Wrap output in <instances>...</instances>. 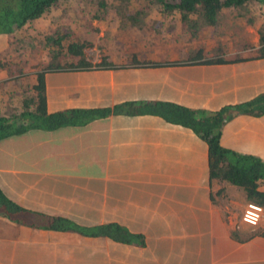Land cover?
Returning a JSON list of instances; mask_svg holds the SVG:
<instances>
[{"label": "crops", "instance_id": "1", "mask_svg": "<svg viewBox=\"0 0 264 264\" xmlns=\"http://www.w3.org/2000/svg\"><path fill=\"white\" fill-rule=\"evenodd\" d=\"M4 61L0 111L13 116L34 95L37 74L10 73ZM163 62L46 71V109L162 100L217 110L264 92V56ZM81 117L2 138L1 189L28 209L83 226L118 222L145 244L0 215V264H264V231L248 234L252 225L225 213L229 204L217 195L239 186L210 180L208 143L192 128L147 112ZM220 143L264 160V113L227 119Z\"/></svg>", "mask_w": 264, "mask_h": 264}, {"label": "trees", "instance_id": "2", "mask_svg": "<svg viewBox=\"0 0 264 264\" xmlns=\"http://www.w3.org/2000/svg\"><path fill=\"white\" fill-rule=\"evenodd\" d=\"M64 0H0V32L15 35L18 30H32L33 22L52 14V11L62 5ZM249 1L259 4L260 11L264 15V0H140V5L123 8L117 13H124L122 19L125 25H134L140 22V18L147 15L152 9H157L161 14H178L180 19L191 30L195 25L201 27V23L216 24L218 13L226 7H239ZM98 8L94 9L93 16L101 18L100 10H105L108 3L106 0H97ZM118 8V3L110 5ZM86 24L90 19L84 14ZM83 17V16H82ZM81 20L72 19L66 23L45 32L42 38V47L49 54L48 62L36 71L37 83L33 86L34 95L23 98L25 110L13 116H7L0 111V140L4 137L15 135L30 127L54 128L71 123L82 116L86 120L97 114L110 112L122 113H155L166 120L180 123L192 128L208 143L209 176L218 183L226 182L243 188L246 199L264 206V190L258 188V181L264 178V160L256 155L242 153L223 146L220 143L221 128L227 119L236 113L260 115L264 113V92H260L252 98L228 104L217 110L188 107L179 103L153 100L142 102H123L106 108H73L48 112L46 109V95L44 85V73L50 70L88 69L91 67H113L116 64L107 60L94 61L86 49L92 45L84 34H78L81 28ZM30 26V27H29ZM79 27V28H78ZM264 24L259 30H264ZM93 28L92 30H96ZM89 30V29H88ZM256 53L251 55H235L228 58L223 52L215 53L214 56H206L197 52L192 58L200 62H228L251 57L264 56V32L260 33L259 45ZM70 56V60L63 62L62 56ZM188 59V60H189ZM161 61L137 63L139 65H160ZM136 103V105H135ZM25 119V120H24ZM0 215L18 223H27L42 228L58 230H75L87 236H108L113 240L144 245L145 239L142 233L130 231L126 226L115 222H103L91 226L80 225L71 219L28 209L9 198L0 187Z\"/></svg>", "mask_w": 264, "mask_h": 264}, {"label": "rangeland", "instance_id": "3", "mask_svg": "<svg viewBox=\"0 0 264 264\" xmlns=\"http://www.w3.org/2000/svg\"><path fill=\"white\" fill-rule=\"evenodd\" d=\"M106 1L107 7L100 10L103 15L101 18L93 16L94 9L98 8L97 0H64L52 14L36 19L30 25L33 26L32 30H18L13 36L7 34L8 44L6 35L0 32V60H6L4 65H9L10 73L37 71L49 58L46 48L41 46L43 34L52 31V28L62 22L79 18L83 30L77 32L84 34L92 44L87 47L86 53L94 61L107 60L116 65L168 58L189 59L202 51L209 57L220 52L228 58L237 54L251 55L257 52L260 33L264 32L258 29L264 24V15L255 1L239 7L223 8L218 13L216 24L201 23V27L196 24L195 30L187 27L178 14L164 15L157 9H152L140 18L138 24L142 26L125 25L122 19L124 13L119 14L117 11L124 4L136 7L140 5V0ZM117 3V9L110 6ZM84 14L90 19L89 24L85 23ZM93 28L97 29L92 30ZM61 60L69 61L70 56L64 55ZM225 183L223 182V186ZM217 196L220 204H229L224 209L226 214H234L238 220L245 222L242 213L245 203L250 201L246 199L245 191L240 186L225 193L223 188ZM262 208L259 221L250 224L252 229L248 234L264 231V206Z\"/></svg>", "mask_w": 264, "mask_h": 264}, {"label": "built area", "instance_id": "4", "mask_svg": "<svg viewBox=\"0 0 264 264\" xmlns=\"http://www.w3.org/2000/svg\"><path fill=\"white\" fill-rule=\"evenodd\" d=\"M262 210L260 204L247 202L242 213V219L249 224H256L261 217Z\"/></svg>", "mask_w": 264, "mask_h": 264}]
</instances>
